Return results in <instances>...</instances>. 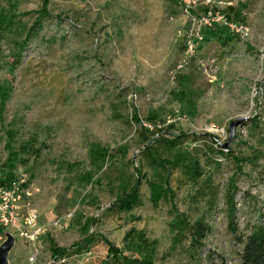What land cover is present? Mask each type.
Returning a JSON list of instances; mask_svg holds the SVG:
<instances>
[{"label": "rangeland", "instance_id": "obj_1", "mask_svg": "<svg viewBox=\"0 0 264 264\" xmlns=\"http://www.w3.org/2000/svg\"><path fill=\"white\" fill-rule=\"evenodd\" d=\"M0 14L14 19L0 33V176L19 193L7 263L240 264L230 201L237 234L264 222V0H0ZM146 146L179 164L154 165ZM150 182L168 187L157 205ZM178 213L209 225L202 246L172 229Z\"/></svg>", "mask_w": 264, "mask_h": 264}, {"label": "trees", "instance_id": "obj_2", "mask_svg": "<svg viewBox=\"0 0 264 264\" xmlns=\"http://www.w3.org/2000/svg\"><path fill=\"white\" fill-rule=\"evenodd\" d=\"M30 11L22 12L23 15L30 14ZM38 13V12H36ZM39 17H45L48 15L46 12V9H41V13H38ZM14 27V19L12 16H6V14H0V33L2 31L10 30ZM33 29V28H32ZM33 31V30H32ZM31 33V32H30ZM0 114L1 110L4 106L5 102V94H0ZM148 132L147 129L142 128L141 133ZM180 134L179 136H181ZM173 137V136H172ZM177 137L173 138H161V143L168 148L174 147L177 144ZM146 149L148 150V155L150 157V161L154 163L156 166H165V165H176L179 164V157H176L173 161L165 160L160 157L153 156V152L150 146H146ZM92 155V160L95 162L99 160L100 158H103L106 154V151L104 148H99L97 145H93L90 151ZM197 165H194V168L189 171V178L192 181H195L200 175L201 171L197 169ZM135 174H136V180L133 183V185L130 187V189L121 196L117 203L123 207L124 209H127L130 207L132 203H137L138 201V193H139V187L141 185V179L143 178V175L141 174V171L139 168L134 167ZM13 181V173L11 171H8L6 173V176L4 179H0V185H6L9 182ZM166 182V180H165ZM150 188V199L153 205H157V201L161 198L162 194L166 191L168 188L167 186H164L163 184H160L158 182H150L149 183ZM232 196H230V199ZM232 201V200H231ZM229 203V209H228V228L234 235L235 239L241 243L242 247L239 252V260L240 264H264V222L257 224L254 226V228L245 236H241L237 234V224L235 220V211L236 207L233 203ZM179 218L174 224L172 223V229L176 231V233L183 231V228H186L188 230V234L190 237V244L192 247H200L202 246V240L209 234L211 231L208 224H206L202 219L195 220L192 224H189L186 217ZM182 233V232H181ZM142 241L147 243V240L142 238ZM85 245L90 242L84 241ZM154 243V241H152ZM54 254L63 256L66 254V250L54 248L53 249ZM110 253L112 252L113 255H116L118 250L114 246L109 247Z\"/></svg>", "mask_w": 264, "mask_h": 264}, {"label": "built area", "instance_id": "obj_3", "mask_svg": "<svg viewBox=\"0 0 264 264\" xmlns=\"http://www.w3.org/2000/svg\"><path fill=\"white\" fill-rule=\"evenodd\" d=\"M183 6L185 11L191 10L193 7H196L198 5L199 0H182ZM213 0H203L204 3L209 4ZM188 8V9H186ZM209 14V13H208ZM200 19V18H199ZM204 24H220L226 25V27L232 32V33H243V28L240 24L232 21H228L225 17L211 13L209 16L202 17L201 18ZM222 23V24H221ZM193 38L196 39V41L202 40V36L199 33L194 34ZM193 43L189 42L187 46V51L190 52V54L193 53ZM1 179V176H0ZM18 186L16 185L15 181H11L6 185H0V245L5 241V235L8 232V229H14L18 226L16 221V210H17V202L19 200V193L17 192ZM4 236V237H3ZM25 237H30L27 234H25Z\"/></svg>", "mask_w": 264, "mask_h": 264}, {"label": "water", "instance_id": "obj_4", "mask_svg": "<svg viewBox=\"0 0 264 264\" xmlns=\"http://www.w3.org/2000/svg\"><path fill=\"white\" fill-rule=\"evenodd\" d=\"M241 121L240 118H237L235 120H233L230 124V134L231 136L234 133V128L235 126ZM13 237L8 235L7 239L0 245V264H8L7 263V253L9 251V249L12 247L13 245Z\"/></svg>", "mask_w": 264, "mask_h": 264}]
</instances>
